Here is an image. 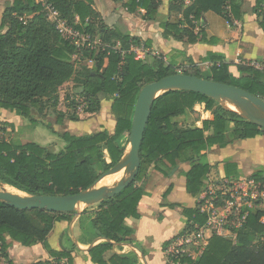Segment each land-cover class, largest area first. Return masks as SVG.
<instances>
[{"label": "trees", "instance_id": "obj_1", "mask_svg": "<svg viewBox=\"0 0 264 264\" xmlns=\"http://www.w3.org/2000/svg\"><path fill=\"white\" fill-rule=\"evenodd\" d=\"M61 17L75 29L100 35L101 40L112 46L121 43V50L110 48L96 55L91 53L94 64L74 66L71 60L73 47L62 40L53 25L42 14L40 0H12L0 21V112L10 111L18 117L36 124L33 112L41 113V100L51 103L56 124L64 120L79 122L89 119L99 111L100 98L110 102V113L115 118L112 134L106 130L72 135L57 134L63 143L58 154L48 151L32 141L20 143L2 137L5 127L14 130L13 124L0 118V183L29 196H69L92 187L99 176L117 164L128 146L129 133L137 96L146 85L164 77L177 74L174 66L163 60L152 62L135 58L130 46L137 40L118 32L105 30L99 15L92 9V0H47ZM120 1L129 12L144 7L152 17L158 6L155 0ZM184 9L185 25L165 23L162 36L165 40L195 43V25L208 11L222 14L227 0H190ZM263 0H259L257 7ZM185 0H169L170 9L180 10ZM232 5V0L230 1ZM233 13V12H232ZM259 27L264 34V13L257 14ZM78 19V20H76ZM121 51H124L122 54ZM210 77L218 83L242 89L264 101V64L257 69L248 65L219 64L212 60ZM234 69V70H233ZM180 73L201 77L197 68ZM69 82L78 89L83 114L74 111L81 103L64 95ZM196 104H204L212 120L202 121L201 128H184L173 119L193 113ZM70 108H74L70 114ZM233 125L226 133L227 124ZM264 135V130L243 119L236 112L227 110L219 102L188 91H168L151 106L139 149L140 166L135 180L116 196L85 208L76 220L73 230L65 229L60 236V250L53 251L47 244L55 223L71 224L73 213H51L44 210H19L0 202V264L8 259L5 235L23 246L41 244L52 261L34 264H74L73 253L79 245L88 246V257L93 264H137L130 255L118 252L131 244L134 230L124 224L128 218L138 219L137 207L145 195L142 183L149 171L170 178L181 164L188 166L182 172L185 192L197 196L204 188L210 171L206 152L213 147L223 149L234 140L251 139ZM226 170V168H225ZM229 178L228 171H225ZM264 181V168L252 177ZM171 186L163 193L165 198ZM180 208L191 230L207 224L208 215L199 209ZM264 210H252L245 226L236 232L235 242L213 234L195 258L177 247L167 256V264H264ZM169 245L165 243L163 249ZM7 264H12L8 262Z\"/></svg>", "mask_w": 264, "mask_h": 264}, {"label": "crops", "instance_id": "obj_2", "mask_svg": "<svg viewBox=\"0 0 264 264\" xmlns=\"http://www.w3.org/2000/svg\"><path fill=\"white\" fill-rule=\"evenodd\" d=\"M7 1L0 0V11ZM155 1L158 2V6L152 17L147 15L144 7H137L135 11L129 12L122 2L113 0H92V9L99 15L105 30L118 32L129 39L137 40L139 45H131L130 51L135 54V57L138 56L139 60L152 62L154 59H160L165 64L173 65L178 73L190 68H197L203 73L211 69L214 63L212 60H215L216 64L221 61L235 66L239 65L236 63L237 60L241 64L251 62L264 64V34L259 27V18L254 10L259 0H232V12L236 20L240 22V27L228 28L222 14L206 12L195 25L194 33L199 35L197 41L192 44L177 42L173 39L165 40L162 36V25L165 23L185 25L183 12L191 1L185 0L184 6L178 11L170 9L169 0ZM2 116L14 117V119L11 121ZM0 118L4 122L13 124L15 129L27 126L29 121L15 116L10 111H1ZM173 120L184 128H201L202 121L212 120V115L205 110L204 104H196L193 113L178 116ZM52 129L57 134L68 132L79 135L83 132L94 133L102 130L112 134L115 129V118L110 112L107 115L101 112L93 115L91 119L53 125ZM232 130L233 125L228 123L226 133L229 134ZM48 138L44 140H50ZM32 142L45 148L50 145L48 142ZM62 147L61 142L60 150ZM48 151L54 154L59 153L52 149ZM206 157L210 171L205 181L240 180L252 177L255 172L264 168V135L234 140L223 149L213 147L206 152ZM186 170L188 166L181 164L179 170L170 178H165L155 171L148 172L142 183L145 195L137 207L139 218H128L124 221L126 226L134 230V234L129 238L131 244L123 246L118 252L130 255L137 264H167V256L175 247L180 246L192 258L202 251L207 240L215 234L214 230L209 229L207 225L201 228L194 226L191 230L189 226L192 223L182 215L180 208L169 207L170 204H175L188 209L198 208L200 194L193 197L185 192V178L181 174ZM225 171H228L229 178L226 177ZM169 186L172 187L171 191L163 198L162 195ZM79 214L75 215V219L69 225L66 222L54 224L47 238V244L51 250L55 252L60 250L61 234L67 228L70 231L73 230ZM216 235L230 238L234 242L236 239V233L233 231ZM5 239L8 245L6 251L8 259H2L1 264L8 262L34 264L40 261H52L41 244L26 247L7 235ZM168 242L169 245L163 249V245ZM79 247L81 250L72 254L73 263L93 264L87 253L90 245H79Z\"/></svg>", "mask_w": 264, "mask_h": 264}, {"label": "water", "instance_id": "obj_3", "mask_svg": "<svg viewBox=\"0 0 264 264\" xmlns=\"http://www.w3.org/2000/svg\"><path fill=\"white\" fill-rule=\"evenodd\" d=\"M168 91H188L206 96L222 106L232 104L243 111V119L264 130V101L237 87L196 76L177 73L152 82L139 92L132 117L128 146L120 161L104 172L89 189L69 196H29L8 192L0 183V202L19 210H44L51 213L79 214V208H88L113 198L136 178L139 166V149L154 101ZM126 168V176L111 188L96 185L105 177ZM17 191V190H16ZM19 192V191H17ZM22 193V192H19Z\"/></svg>", "mask_w": 264, "mask_h": 264}, {"label": "built area", "instance_id": "obj_4", "mask_svg": "<svg viewBox=\"0 0 264 264\" xmlns=\"http://www.w3.org/2000/svg\"><path fill=\"white\" fill-rule=\"evenodd\" d=\"M40 1L42 14L46 21L54 26L62 40L73 47L71 60L75 67L79 65L92 66L94 59L91 57V53L96 55L98 52H104L110 48L121 50L119 41L114 42V46L111 47V45L104 43L99 35L75 29L61 17L51 3L47 0ZM230 1H226L222 10L225 25L228 28L240 27V22L236 20L232 13ZM256 13L259 15L264 13V0L257 7ZM121 52L124 54V51ZM137 57L135 58L138 59ZM238 57L237 54V59ZM236 63L257 69L263 68L262 64L257 62L241 64L237 60ZM84 108H86L85 102L76 107L74 112L80 116L83 114ZM260 204H264V181H256L251 177L240 180H207L204 181V188L200 192L198 209L200 213L208 215L206 225L209 229L214 230L215 234H222L225 231L236 233L245 226L252 210L261 209L259 208ZM261 224H264V219L261 220ZM260 242L261 244L264 243V237L260 238Z\"/></svg>", "mask_w": 264, "mask_h": 264}, {"label": "rangeland", "instance_id": "obj_5", "mask_svg": "<svg viewBox=\"0 0 264 264\" xmlns=\"http://www.w3.org/2000/svg\"><path fill=\"white\" fill-rule=\"evenodd\" d=\"M3 1V0H2ZM11 0H8L6 5H3V8L0 12H4V10L6 9L7 6L10 5ZM3 12L0 14V21H1V17ZM100 37V35H99ZM201 77L204 79H208L210 77V71L209 69L206 70L205 72L201 73ZM62 97H64V95H67L70 97V100L73 98L74 100H76L78 103H81V99L79 97V93H78V89H76L74 87V82H69L66 85L65 90L62 92ZM41 104L43 106V110L41 113H37V112H33V118H35V120H37L36 124H31L29 121H27V126H23L21 128H17L14 130H12L11 128H7L5 127V131L2 132V137H4L6 140H14L16 139V141L23 143L25 141H38V142H48L47 149H52L55 152H58L60 150V143L61 140L58 141V136L57 133L53 132L52 126L56 125V115L53 113L52 107H51V103L45 99H42ZM227 103L224 104V107L226 108ZM74 108H70V114H72ZM227 109V108H226ZM229 110V109H227ZM104 113L107 115L108 112H110V102L107 101L104 97L100 98V106H99V111L98 113ZM234 112V111H233ZM13 113V112H12ZM97 113V114H98ZM14 115L16 116V114L14 113ZM4 117V116H2ZM93 116H91L89 119H91ZM7 118V120H11L13 121L14 117H4ZM87 120V119H85ZM4 122V121H3ZM68 122V120H64V122L62 123V125ZM14 126V125H13ZM83 133H87V132H83ZM50 135V136H49ZM49 136V138H48ZM48 138L50 140H44L45 138ZM53 138V139H51ZM63 144V143H62ZM115 179L112 181V183H109L108 185H104L101 184L102 180H104L105 178H103L99 184H97L96 188H100V187H108L111 188L114 184H116L120 179H122V177L124 178V175H122L121 172H118L116 174ZM107 178V177H106ZM1 187V186H0ZM5 189L6 187H8L9 189H13L9 186L4 185L3 186ZM7 190V189H6ZM8 191V190H7ZM11 193H16L19 195H24V193H19L17 192L15 189L14 191H9ZM259 208H261L262 210H264V204H260ZM83 210H85V208H79L78 212H82ZM195 238H197V236H195ZM192 244V242H191ZM190 246V244H189ZM2 263V261H1Z\"/></svg>", "mask_w": 264, "mask_h": 264}, {"label": "bare ground", "instance_id": "obj_6", "mask_svg": "<svg viewBox=\"0 0 264 264\" xmlns=\"http://www.w3.org/2000/svg\"><path fill=\"white\" fill-rule=\"evenodd\" d=\"M226 108L229 109L230 111H234V112H236L237 114H241V113H243V111H241L240 109H238L236 106H234V105H232V104H228V103H227ZM119 172H121L122 175H124V177L126 176V168L123 169V170H121V171H119ZM117 173H118V172H117ZM115 174H116V173H115ZM115 177H116V175H114V174H112V175H110V176H107V178L105 177V179L102 180L101 184L108 185L109 183H112V181L115 179ZM122 178H123V177H122ZM98 184H99V183H98ZM96 186H97V185H96ZM104 187H106V186H104ZM6 189L8 190V192H9V191H12V190L14 191V189H9L8 187H6ZM14 194H16V193H14ZM17 195H19V194H17Z\"/></svg>", "mask_w": 264, "mask_h": 264}]
</instances>
